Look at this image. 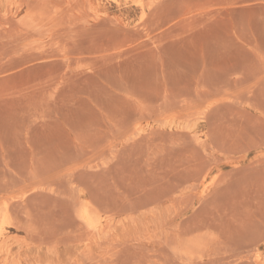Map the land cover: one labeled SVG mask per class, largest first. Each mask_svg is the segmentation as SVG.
Instances as JSON below:
<instances>
[{"label":"rangeland","instance_id":"rangeland-1","mask_svg":"<svg viewBox=\"0 0 264 264\" xmlns=\"http://www.w3.org/2000/svg\"><path fill=\"white\" fill-rule=\"evenodd\" d=\"M0 225V264H264V0H0Z\"/></svg>","mask_w":264,"mask_h":264},{"label":"bare ground","instance_id":"bare-ground-1","mask_svg":"<svg viewBox=\"0 0 264 264\" xmlns=\"http://www.w3.org/2000/svg\"><path fill=\"white\" fill-rule=\"evenodd\" d=\"M151 3H153V2H151ZM201 190H203V188H201L200 191ZM200 194H201V192H200ZM80 216H81L82 220L84 221V223H86L92 229L96 228V225L94 224V216L91 213H89L87 210L83 209V210H81ZM4 245H5V237L3 236L2 226L0 225V248H2Z\"/></svg>","mask_w":264,"mask_h":264}]
</instances>
